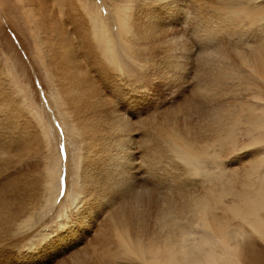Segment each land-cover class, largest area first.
<instances>
[{
	"label": "bare ground",
	"instance_id": "1",
	"mask_svg": "<svg viewBox=\"0 0 264 264\" xmlns=\"http://www.w3.org/2000/svg\"><path fill=\"white\" fill-rule=\"evenodd\" d=\"M142 2L147 6V1ZM206 3L198 2L191 16L199 42V58L196 69L188 72L192 80H198L192 89V99L197 105L194 113L186 114L185 118L196 117L194 128L179 132L169 128L167 123L154 125V121L149 120L144 132L136 135L139 128L132 125L134 121L119 113L122 138L116 136L112 142L106 137L111 129L103 124L102 108L99 109L103 102L99 97L107 96L105 82L110 80L108 84L111 83V71L122 70L124 80L139 81L133 41L145 38L154 22L149 24L152 19L140 12L131 19L117 6L111 30L105 22H94L89 30L81 13L77 24L71 27V21L66 24L68 19H59L42 7V0L38 1L36 5L41 10L36 7L37 17L33 23L43 32L46 67L52 74L56 101L73 115L70 130L82 137L84 154L79 159L76 187L65 191V202L70 206L63 210L64 217L49 232L45 228L35 229L39 221H46V214L41 212L50 203L54 205L55 200H60L55 159L50 164H42L32 175V171H26L27 177L22 180L11 172L10 176L1 177L0 264L13 261V257L15 264H229L234 261L230 255L237 258V264H264V247L257 246L247 236V232L253 233L264 240V171L256 173L258 162L250 159L242 168L245 177L239 180L237 161L229 166L225 164L236 144L241 143L239 135L246 139L243 147L264 143V0H209ZM163 8L170 9L168 3L163 4ZM27 15L31 18L33 12ZM185 18L181 15L178 19L185 22ZM224 29L239 41L233 55L222 50L218 42L220 32L222 37L226 35ZM171 40L174 42L173 37ZM79 46L86 48L84 55L79 51L84 48ZM83 56L89 60L86 67L82 64ZM40 58L44 61L43 55ZM3 70L5 78L0 76V158L5 162L0 161V165L4 171L11 162L12 166L18 164L12 160L15 157L26 156L25 165H31L27 160L42 146L48 132L39 125L41 116L34 112V117H30L23 106L11 100L6 82L13 76L6 68ZM113 83L108 86L110 89L115 87ZM18 90L21 91L19 87ZM113 145L119 153H111L106 161L111 164L115 161L119 171L118 180L109 182L116 170H105V157ZM202 156L211 158L216 169L204 168ZM179 162L187 165V174ZM133 165L135 173L131 171ZM259 166L264 169L263 161ZM159 175L170 178L155 183ZM99 176L101 182L106 181L108 185L101 186ZM131 176L135 181L129 184ZM255 180L257 182L253 183ZM137 181L141 182L137 185ZM235 182L243 190H234ZM105 186L113 193L110 200ZM133 186L138 188L132 191L137 205L124 211L111 209L114 194ZM152 186L163 187V194L158 189L154 191L160 194L152 192ZM148 192H152L153 198L142 199V194ZM227 196H236L238 200L230 199L226 206L228 213L218 215L215 205L224 202ZM106 209L110 211L95 237L99 252L96 260L91 261L89 247L76 251V232L81 228L85 233V226L93 219V210L104 216ZM229 211L232 219L239 217L247 228L239 231L237 223L229 219Z\"/></svg>",
	"mask_w": 264,
	"mask_h": 264
},
{
	"label": "rangeland",
	"instance_id": "2",
	"mask_svg": "<svg viewBox=\"0 0 264 264\" xmlns=\"http://www.w3.org/2000/svg\"><path fill=\"white\" fill-rule=\"evenodd\" d=\"M34 1L36 3H34ZM38 1L39 0H0V76L5 78V73L3 70L4 68H6L7 71H10V75H12L13 78L11 81L7 80L6 84L7 90H11L10 96L13 97L11 100L18 106H23L22 108H24L25 111L27 110L26 112L30 117L33 116L34 112L41 116L42 121L39 125L42 124L44 129L48 132V135L47 138L44 139L42 146L33 152L35 158L33 156L31 159L29 158L27 160L32 162L31 165H25L27 159L26 156H21L17 159L16 157L13 158L12 160H14V162L16 161V163L18 162V164L12 166L13 162H11L12 165L6 168L4 171L2 170L3 168H1L2 165H0V174L3 173L2 176L0 175V181L2 180L1 177L10 176V172L11 175H19L22 180V178L24 179L27 177L24 174L26 171H32V175L33 172L36 173L38 171V168H40L42 164H50V162H53L55 159L58 172L57 174H59L58 181L60 185L58 196L60 200H55L54 205H50V203L49 206L41 212L46 214L44 219L46 221H39L38 228L35 229L38 231V229L45 228L46 231L49 232L54 226L57 225V222H59L61 218L64 217L62 216L64 213L63 210L70 206L67 202H65V191H72L73 188L76 187V181L79 180L80 172V168L78 167L80 162L79 159L84 153L82 149V137H80L78 134V136H76L75 132L73 133L70 130L72 127L73 115H70V112H68L69 110L66 108V106H63V104H59L56 101V90L53 83L52 74L48 72L46 67L45 45L42 43L43 32L38 30L35 26V23H33V19L37 17V11H35L36 7L41 10V8L36 5L38 4ZM142 1H147L148 7ZM180 1L182 0H42L43 8H46L49 13H53L56 17H59V19H68V21L66 20V24L71 21L72 23L69 24L71 27L77 24V19L81 17V13V15L84 17L82 18L85 20L89 30L91 29L94 22H105V25L107 27L109 26L108 29H110L112 26H114V12L117 6H121L123 10L128 13V16L131 19H134V16H139L140 13H145L147 19H152V22L149 24L153 22L155 24L153 25L155 27L151 26L150 33L145 38H139L140 40L136 39L133 41L135 43L133 44L135 47L134 49L137 51L136 65L139 67L137 70V75H139V81H136L137 84L129 80H124V75L121 74L123 72L122 70L111 71V76L113 77H111V83H113L114 79V83H116V85H114L115 87H113V89H110L108 86H110L111 83L108 84L110 80H107L105 82V95L107 96L99 97L101 98V102H103L99 107V109L102 108L103 124L111 129V132L106 134V137L110 140L113 138L115 139L116 136L122 138L117 119V114L119 113L121 116L134 121L132 125L136 127V129L139 128L138 131L136 130L135 132L136 135H139V131L144 132L149 120L154 121V125L167 123L169 128L173 127L179 132L188 127L193 129L196 125V117L192 116L191 118L190 116L191 119L189 117L185 118L186 114L194 113L193 110H196L197 105L194 99H192V96L194 97L192 89L195 86L194 82L197 83L198 80H192V77L188 72L194 71L196 69V64L198 63L199 58V42L197 35L193 31L194 23L192 24V22H194V17L191 16H194L195 12L193 11H195L197 6L196 4L198 2L204 5L207 4L206 2L209 0H183L184 4H180ZM165 3H168L170 9L163 8V4ZM73 5H76V7ZM143 7L145 8L142 9ZM181 7H183V9H180ZM145 9H147V11ZM71 10L73 12H70ZM179 10L181 12H178ZM169 11L171 12L169 13ZM28 12H33V16L31 15V18L28 17ZM53 14H51V16H53ZM64 14L65 16H63ZM133 14L134 16H132ZM181 15L186 16L185 22L178 19ZM73 16L74 18H71ZM149 24L146 25L149 26ZM223 31L226 33V35H223L222 37V32H220L221 41L218 40V42L221 43L222 50L224 48L227 53L233 55L236 50V43L239 41H235L236 36L233 33L226 32L225 29ZM210 33L212 32L210 31ZM114 35V32H112V37H114ZM172 37L174 42L171 40ZM215 38L217 39V37ZM168 41H172V43L168 44ZM85 49L86 48H84V50L82 49L83 51L79 49L82 55H84ZM41 55H43L44 61L41 60ZM83 57L82 59L84 62L82 61V64L84 63L83 65L86 67L87 64L89 65V60L86 56ZM177 62L178 65L179 63L183 64L181 66L179 65L180 69L176 64ZM105 63L107 65L109 63L108 60H106ZM174 64L177 65L175 70L173 67L175 66ZM149 65L152 66L153 69ZM109 66L110 65L108 64V67ZM168 66L171 68H168ZM242 66V68L245 70L246 66L243 64ZM156 67L158 68L157 71L154 70ZM109 68H111V66ZM6 75L9 76V73L6 72ZM18 87L21 89V91L18 90ZM183 112H185V114H182ZM96 113L97 110L93 111L94 117H96ZM35 120H37V117H35ZM162 120L163 122H161ZM133 126L130 128H133ZM243 137L244 136L239 135L238 142L241 143L236 144L233 150L234 152L231 151L232 154H230L225 161L226 166H229V163L237 161L236 167L238 168H236V175L237 179L239 180L245 177L244 175L246 173L244 174L245 171L242 168L247 166V163L250 159L254 158V160L258 162L256 168L259 169L252 168V170L256 169V173L264 171V169H261L262 167L259 166V163L262 161L264 165V143L243 147L242 143L246 140L245 138L243 139ZM111 148L108 149L109 154L105 157V170L108 168L110 170L115 168L116 174L109 177V182H111V180H118L117 173L119 171V165L116 164L114 160V164L107 163L106 161L107 157L110 156L111 153H119V150L114 145ZM201 159L203 160L202 164L204 168L209 170L216 169V166L214 163H212L211 158L209 159L205 158V156H202ZM0 161L5 162V160L2 158H0ZM179 164L183 169L184 174H187V165L184 162H179ZM228 168L232 169V167ZM131 169L133 172L136 170L134 165ZM182 177H180V180ZM131 178L132 180L129 179V184L134 183L135 181L134 176H131ZM168 178H170V176L166 177L164 175H159V180L155 183L166 182ZM97 180L99 181L97 182L103 187L104 184L108 185L109 183L107 181V177L105 180L108 183L104 180V178L103 180L105 182H101L102 178L100 176ZM140 182L141 181H137V185ZM255 182H257V180H255L253 183ZM240 187L242 186L235 182L234 190H243ZM162 188L163 187H153L151 190L157 194L158 191L156 192L154 189H158L160 192H162L161 194H163ZM106 189L107 188L105 186V190ZM137 189L135 186H133L128 189L123 188V193H115L114 197L112 198L113 204H110L111 209L113 208L124 211L126 208L135 207L137 202L133 201L132 199V191ZM171 189H173V187ZM106 191L108 192L110 200L113 193L112 191ZM152 192H148L144 195L142 194V199H145L146 197L153 198ZM158 194L160 193L158 192ZM10 197H12V195ZM230 199L238 200V197L235 196L233 198L232 196H227L223 199L224 202H219V204L217 203L215 205V212L218 215L228 213L226 206L232 201ZM138 202L141 203L140 201ZM109 211L110 209H106L105 215L102 216L100 212H95V210H93V219L90 220L88 226H85V233L80 231L81 228L77 230L78 233L76 232V251L78 252L82 248L87 249L89 247L92 256V259L89 260L91 261H95L97 258L96 256L97 252H99L97 251V249L99 250V243L95 239L98 237V231L104 224L103 220ZM229 219L233 224L237 223L236 227L239 231L242 228H247L248 226L245 222H242V219L239 217H236L234 220L230 215ZM252 234L253 233L247 232V236L252 241H254L257 246L263 248L264 240H261L257 238L255 234ZM253 236L255 239H253ZM0 244H2V242ZM90 244H92V246ZM230 257L234 261L230 262L229 264H237V258L232 255H230ZM12 259L13 261L11 260L7 264H15L14 257Z\"/></svg>",
	"mask_w": 264,
	"mask_h": 264
}]
</instances>
